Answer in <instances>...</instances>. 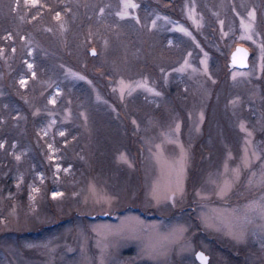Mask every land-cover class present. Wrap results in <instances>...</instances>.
Instances as JSON below:
<instances>
[{
  "label": "rangeland",
  "instance_id": "1",
  "mask_svg": "<svg viewBox=\"0 0 264 264\" xmlns=\"http://www.w3.org/2000/svg\"><path fill=\"white\" fill-rule=\"evenodd\" d=\"M4 1L22 16L0 48V264H264V0ZM107 98L122 129L98 151L87 107Z\"/></svg>",
  "mask_w": 264,
  "mask_h": 264
},
{
  "label": "trees",
  "instance_id": "2",
  "mask_svg": "<svg viewBox=\"0 0 264 264\" xmlns=\"http://www.w3.org/2000/svg\"><path fill=\"white\" fill-rule=\"evenodd\" d=\"M65 1H69V0H63V3H65ZM153 2L154 1H152V4L149 3L150 4L149 9L155 7V4ZM49 3L50 2H48L47 0L46 1L39 0V4H36V9H39V10H37L40 13L39 15H45L47 13V11H50L52 9V8L51 9L49 8V6H48ZM9 5L11 6V3L8 2V5H6L4 0L2 2H0V48L2 46H10L11 41H12V44L14 43V37L16 36V31L13 28L15 26H17V24H19L20 21H21V19H17L16 18V17L21 18V16H22L21 10L19 12H17L15 6H13V9H12V8H10ZM33 11L34 10L30 9L29 12H28V15L31 16V18L28 20V24H29L30 21L34 22L36 20V19L32 20ZM7 19H14L16 24L15 23L12 24L11 25L12 27L6 25L7 24V22H6ZM20 27L22 28V32H28L26 30V26L25 25H21L20 24ZM161 30H162L161 33L164 34V35H166V34L169 35V33H170L169 31H167L166 26L165 27L163 26V28H161ZM7 31L8 32H12L14 36H12L10 33L7 34L6 33ZM43 32L44 31L42 30L40 24L37 25V23H36V35L44 36ZM209 40L212 41L211 44H213V47L215 48L214 44H216V41L213 38H211V36L207 35L206 37H203L204 43L205 42L209 43ZM207 47L212 49L211 51H212V53L214 52L213 54L215 55V50L216 49L214 50L209 45ZM0 61H1V56H0ZM22 68H24V67H22ZM230 68H231V66H230ZM2 69H3V67H2V64L0 63V74L2 73ZM23 70H25V69H23ZM23 70H21V71H23ZM43 73H44V70L40 71V74L43 75ZM92 75H93V77H97V74L93 73ZM52 76L55 79V81L60 82L61 88L63 90H67V89L71 90V88L74 89V86L73 87L71 86L72 82H70V80L67 79L63 73H60V72L59 73H53ZM100 79L97 78V80H100ZM175 88L177 89L178 85L177 86L173 85V88L171 89L172 93L176 90ZM10 94H11L12 97H19L18 88L13 85L11 90H10ZM71 100H72V102H74L75 106L79 105L77 99L75 100L73 98ZM109 100L112 101L111 98H107L106 100H98L97 102L93 101V102H91V103H93L91 107L88 106V105H83V108L84 107L86 108L88 106L87 109L90 112L94 113L93 115H94L95 121L97 123H100V127H97V124H96V127L98 128V130H97L98 134L95 135V139L93 141V142H95L96 146H98L97 144L100 145L96 149L98 151L101 150L102 146L106 145L107 143H108L107 146H109V145L111 146L113 144H116V145L118 144L119 145L117 135H118L119 129H122V126L120 128L119 125L117 123H115L114 110H113L112 104L109 103ZM18 101H20V99H18ZM66 101H67L66 96L62 95V99H60V103H58L57 105H53L54 106V110L57 109V110L62 111L64 109V107L66 106V103H67ZM3 102H4V98L0 97V103H3ZM7 113H11L12 114L11 117L14 118L13 114L15 113V109H12V108H10L8 106V109H3V114H7ZM104 126L108 127V128H106V129H108V131L106 130L107 131V138H105V139H104V137L106 135L103 136L104 133L102 134V131H104L103 130ZM4 127H5V123L3 122L2 126H1V129L5 131ZM114 133H115V136H114ZM36 134H37V132H36ZM14 137H15V135H11V136L7 137L5 145L6 144L7 145H9V144L12 145L13 141L16 142V139L13 140ZM63 138L64 137H62V140H63ZM31 140L33 141V143L35 142L34 139H31ZM39 141H41L40 138H39ZM93 142H92V145L94 146ZM21 144H23V143L21 142ZM35 145H36V143H35ZM111 148L112 147H109V149L107 148V150H108V158L114 160V158H115L114 154L115 153L112 151L113 149H111ZM0 150L4 152V153L1 152L0 157L4 156V158H5V160H2V161L0 159V165L3 163V165L6 166L7 164H9V162H12V157L9 155V147L2 146V147H0ZM66 150H67V152H69L68 147H67ZM92 151H94V150H92ZM39 152H40V150H37V155H39ZM84 153L87 155L88 151L84 150ZM38 158H40V157H38ZM1 180L3 181V179H1ZM135 207L140 209L141 211H143L146 214V212L140 206H135Z\"/></svg>",
  "mask_w": 264,
  "mask_h": 264
},
{
  "label": "water",
  "instance_id": "3",
  "mask_svg": "<svg viewBox=\"0 0 264 264\" xmlns=\"http://www.w3.org/2000/svg\"><path fill=\"white\" fill-rule=\"evenodd\" d=\"M95 52L97 53L95 48H92L90 50L91 53ZM250 57H251V50L248 46L244 44H238L231 52L230 57V66L231 68H249L250 66ZM205 257L206 259H201V257ZM196 258L197 260L202 264H209L211 256L207 252H205L202 249H199L196 252Z\"/></svg>",
  "mask_w": 264,
  "mask_h": 264
},
{
  "label": "snow or ice",
  "instance_id": "4",
  "mask_svg": "<svg viewBox=\"0 0 264 264\" xmlns=\"http://www.w3.org/2000/svg\"><path fill=\"white\" fill-rule=\"evenodd\" d=\"M34 4H35V0H33V5ZM250 15H254V14L253 13H250ZM57 18H59V13H57ZM248 39H251V37H248ZM92 54L95 55V52L93 51ZM29 67H31V65H29ZM157 95H158V93H157ZM61 135H63V133H61ZM201 259H206V258L202 256Z\"/></svg>",
  "mask_w": 264,
  "mask_h": 264
},
{
  "label": "bare ground",
  "instance_id": "5",
  "mask_svg": "<svg viewBox=\"0 0 264 264\" xmlns=\"http://www.w3.org/2000/svg\"><path fill=\"white\" fill-rule=\"evenodd\" d=\"M244 69H247V68H244Z\"/></svg>",
  "mask_w": 264,
  "mask_h": 264
},
{
  "label": "flooded vegetation",
  "instance_id": "6",
  "mask_svg": "<svg viewBox=\"0 0 264 264\" xmlns=\"http://www.w3.org/2000/svg\"><path fill=\"white\" fill-rule=\"evenodd\" d=\"M234 68H236V67H234ZM233 69V68H232Z\"/></svg>",
  "mask_w": 264,
  "mask_h": 264
}]
</instances>
